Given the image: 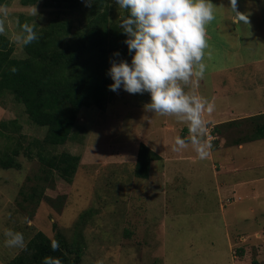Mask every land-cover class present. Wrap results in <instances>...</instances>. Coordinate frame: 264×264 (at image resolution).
Segmentation results:
<instances>
[{"label":"rangeland","instance_id":"1","mask_svg":"<svg viewBox=\"0 0 264 264\" xmlns=\"http://www.w3.org/2000/svg\"><path fill=\"white\" fill-rule=\"evenodd\" d=\"M212 2L215 18L206 25L204 75L184 85L185 91L214 106L202 113L209 154L199 157L190 143L189 128L184 130L186 122L144 108L151 100L149 92L133 94L121 87L105 109L93 106L80 111L75 134L66 143L46 144L53 152L81 155L72 182L56 175L55 187L44 181L39 184L45 185L44 194L55 199L64 196L61 209L46 199L36 204L21 194L47 173L36 154L29 157L22 148L17 157L20 168L0 166V264L23 248L6 246L7 229L22 232L25 245L38 230L51 238L61 231L70 243L82 238L78 264H182L192 259L193 264H203L199 260L210 261L215 252L228 264H264V138L245 141L253 130L245 118L264 112V0H237L239 16L231 0ZM83 10L70 11L72 32L83 26L88 5ZM110 11L111 17L119 19L127 10L110 0ZM0 12L2 31L18 57L25 55L24 44L16 40L23 31L20 15L42 23L54 16L43 0L32 5L10 0L0 5ZM11 118H17L22 128L19 132L11 127L9 132L22 133L24 145L28 139H44L47 128L32 122L24 104L9 94L0 102V121ZM232 119L242 122L226 123ZM183 134L189 143L177 151L175 138ZM237 140L242 143L235 144ZM141 141L163 156L152 161L149 179L134 176ZM5 142L0 138V148ZM227 178L238 183L239 200L233 201L232 191L222 188ZM134 216L141 221L137 223ZM227 221L231 251L222 254L223 249H213L212 241L217 238L225 244L222 230ZM139 226L142 233L136 240L133 233ZM240 233L247 236L242 238ZM142 245L144 260L138 258Z\"/></svg>","mask_w":264,"mask_h":264},{"label":"trees","instance_id":"2","mask_svg":"<svg viewBox=\"0 0 264 264\" xmlns=\"http://www.w3.org/2000/svg\"><path fill=\"white\" fill-rule=\"evenodd\" d=\"M37 1L22 0V3L32 5ZM9 2L10 0H0V5ZM43 4L51 8V15H54L45 23L39 19L33 20L29 17L31 15H20V27L23 28L25 24L31 26L39 37L24 44V56L14 55L15 47L11 39L0 31V102L11 94L12 98L24 104L32 122L47 128L46 135L43 140L28 139L24 145L25 137L22 133L9 132L11 127L20 132L22 125L18 119H2L0 138L6 142L0 148V166L4 169L20 168L21 162L17 157L22 148L29 157L36 154L46 165L47 173L37 178L39 182L30 191L21 190V194L25 193V199L36 204L43 198L61 209L64 196L55 199L44 194L45 185L40 187L39 184L44 181L46 186L55 187L56 175L72 182L80 166L81 155L70 151L53 152L46 148V144L56 146L66 143L75 134L78 116L84 107L105 109L115 95V91L108 87L113 83L107 74L111 66L110 58L118 50L121 56L116 59L123 58L130 62L131 54L124 43L126 34L119 27L121 18L111 17L110 0H95L88 6L83 16V26L75 32H72L70 11L80 9L84 13L83 8L87 5L85 0H43ZM127 14L126 11L123 16ZM2 25L3 15L0 12V28ZM13 68L16 71H12ZM245 119L253 124V130L248 133L245 141L264 138V112ZM238 122H242L241 119H232L226 123L232 125ZM184 130L187 131L188 126ZM181 137L185 138V135ZM239 141L235 144L242 143ZM162 157L148 143L141 141L134 176L149 179L152 161ZM135 219L137 223L141 221V217L137 216ZM145 226L149 229L151 223L148 222ZM141 233L139 226L137 233H133L134 238L137 240ZM53 241L59 245L55 250L52 248ZM82 248V238H74L70 243L61 231H57L55 238H51L44 231L38 230L29 238L21 252L6 264H42L43 258L49 255L60 258L62 264H78ZM144 250V245L138 249V258L142 260L145 258Z\"/></svg>","mask_w":264,"mask_h":264},{"label":"clouds","instance_id":"3","mask_svg":"<svg viewBox=\"0 0 264 264\" xmlns=\"http://www.w3.org/2000/svg\"><path fill=\"white\" fill-rule=\"evenodd\" d=\"M94 2L85 0L88 6ZM115 3L128 12L121 18L119 27L126 34L124 43L131 62L116 59L121 56L118 50L113 53L107 70L113 83L108 87L112 91L122 87L133 94L149 92L151 100L144 108L161 115H175L186 122L190 143L199 157L205 158L211 145L203 139L207 127L202 113L211 112L214 106L206 98L185 91L184 85L195 83L193 78L203 77L205 72L206 25L215 18L212 0H115ZM236 3L237 0H231V7L239 16ZM38 38L27 24L16 36L17 42L23 44ZM188 143L189 140L177 136L175 150L187 147ZM236 199L240 198L235 197L233 201ZM4 237L8 247L25 246L20 231L7 229ZM58 247L53 241V250ZM42 264H62V261L49 255L43 258Z\"/></svg>","mask_w":264,"mask_h":264},{"label":"crops","instance_id":"4","mask_svg":"<svg viewBox=\"0 0 264 264\" xmlns=\"http://www.w3.org/2000/svg\"><path fill=\"white\" fill-rule=\"evenodd\" d=\"M215 135H216V134H215ZM243 158H244V159H247V157H243ZM237 185H238V183H236V181H233L232 178H229V179L227 178V181H226L225 185L222 186V188L225 189L224 191H227V189L230 190V192L232 191V194H230V196H235V197H239V198H241V196H237V192H236V190H235V187H236ZM236 189H238V188H236ZM230 192H224V193H230ZM238 193H239V192H238ZM230 196H229V197H230ZM229 226H231V223H230L229 221H227V222H226V229H223V230H222L223 233H224V231H225V233H224V234H225V244H223V243H218L217 241H218L219 239H217V238H216L214 241H212L213 244L216 245V247H214L213 249H216V250H219V251H220V249H223V251H221L222 254H224L223 252L228 253L229 251H231V249H230V247H229L230 242H229L228 231H227V228H229ZM163 228H164V227H163ZM162 233L164 234V229H163ZM237 234H238V233H237ZM240 236L243 238L244 236H247V234L240 233ZM160 244H162V243L160 242ZM205 245H206V244H205ZM207 251H208V250H207ZM209 251H211V250H209ZM218 254H219V252H215V254H212V257H215V258H214V259L212 258V260H210V261H209V258H208L207 260L200 259L198 263L203 262V264H219V263H221V264H228V261H225L224 258L221 259L222 255L219 256V258L217 259ZM193 260H194V259L189 260V261L182 262V264H193V263H192ZM171 264H180V263H179V262H172Z\"/></svg>","mask_w":264,"mask_h":264}]
</instances>
